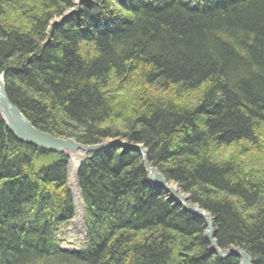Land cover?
<instances>
[{
    "label": "trees",
    "instance_id": "1",
    "mask_svg": "<svg viewBox=\"0 0 264 264\" xmlns=\"http://www.w3.org/2000/svg\"><path fill=\"white\" fill-rule=\"evenodd\" d=\"M0 73L36 127L143 147L219 249L264 264V0H0ZM70 160L0 115V264H241L122 145L81 160L64 248Z\"/></svg>",
    "mask_w": 264,
    "mask_h": 264
},
{
    "label": "water",
    "instance_id": "2",
    "mask_svg": "<svg viewBox=\"0 0 264 264\" xmlns=\"http://www.w3.org/2000/svg\"><path fill=\"white\" fill-rule=\"evenodd\" d=\"M0 115L6 122L8 129L21 141L34 144L36 146L54 150L57 152L75 153L82 152L89 154L108 148L114 145L131 146L137 149L142 157V162L148 173V180L154 186L165 189L173 199L182 204L186 209L203 217L206 222V235L210 241V248L219 257L226 258L230 255H236L241 258L242 264H252L250 255L242 248L232 246L228 249H219L215 242V231L213 229L212 217L198 206L190 204L188 197L178 191L176 187L170 185L164 175L152 166L147 158L146 152L140 145H130L128 141L121 139H108L100 143L85 144L78 142L72 137L56 136L50 132L36 127L14 104L7 95L4 73H0Z\"/></svg>",
    "mask_w": 264,
    "mask_h": 264
},
{
    "label": "rangeland",
    "instance_id": "3",
    "mask_svg": "<svg viewBox=\"0 0 264 264\" xmlns=\"http://www.w3.org/2000/svg\"><path fill=\"white\" fill-rule=\"evenodd\" d=\"M79 0H75V3H77ZM85 154L80 153L79 154H71V161H70V171H69V185L72 189L73 195H74V201L76 205V217L73 220V223H71L68 227V231L64 232L66 234L64 236L63 246L67 248H74V250L81 248V242L83 243L85 239L84 235V206L83 202L80 198L79 189L77 186L76 176H75V170L77 168L76 163H78L82 157ZM173 187H176L175 184L172 183ZM85 225V224H84Z\"/></svg>",
    "mask_w": 264,
    "mask_h": 264
},
{
    "label": "bare ground",
    "instance_id": "4",
    "mask_svg": "<svg viewBox=\"0 0 264 264\" xmlns=\"http://www.w3.org/2000/svg\"><path fill=\"white\" fill-rule=\"evenodd\" d=\"M50 151H54V150H50ZM55 152H57V151H55ZM80 153H82V152H80ZM74 154H79V152H75ZM79 165V162L78 163H76V166H78ZM76 171V170H75ZM81 198V197H80ZM69 229L66 227L65 229H64V232H66V231H68ZM240 248V247H239ZM241 259V258H240ZM241 264H242V262H241Z\"/></svg>",
    "mask_w": 264,
    "mask_h": 264
}]
</instances>
